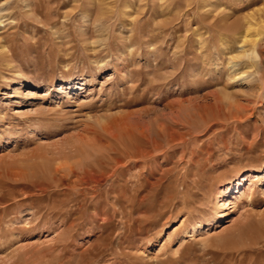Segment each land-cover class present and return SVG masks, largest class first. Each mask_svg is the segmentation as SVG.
<instances>
[{"label": "rangeland", "instance_id": "rangeland-1", "mask_svg": "<svg viewBox=\"0 0 264 264\" xmlns=\"http://www.w3.org/2000/svg\"><path fill=\"white\" fill-rule=\"evenodd\" d=\"M0 264H264V0H0Z\"/></svg>", "mask_w": 264, "mask_h": 264}, {"label": "bare ground", "instance_id": "bare-ground-1", "mask_svg": "<svg viewBox=\"0 0 264 264\" xmlns=\"http://www.w3.org/2000/svg\"><path fill=\"white\" fill-rule=\"evenodd\" d=\"M257 23H255V17L253 14L249 15L248 17L244 18L240 22H236L233 25L227 26L224 25L220 27L221 31L226 32L227 34L233 35L232 41H230V44L232 46L238 45V50L235 52V57L233 59V62H231L229 68H235L239 63L244 62H250L253 59H257V53L255 50L256 43L258 42L260 35L257 32ZM219 29V26L216 27ZM228 34V35H229ZM246 62L247 66L248 63ZM252 66H250L251 68ZM159 147L160 145L157 144ZM246 178L244 177L243 180ZM244 192L239 190V194Z\"/></svg>", "mask_w": 264, "mask_h": 264}]
</instances>
